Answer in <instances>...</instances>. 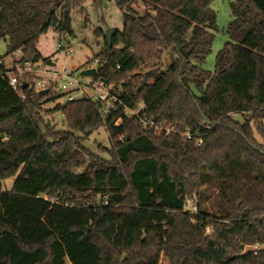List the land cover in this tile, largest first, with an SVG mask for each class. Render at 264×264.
I'll return each mask as SVG.
<instances>
[{"label":"trees","instance_id":"1","mask_svg":"<svg viewBox=\"0 0 264 264\" xmlns=\"http://www.w3.org/2000/svg\"><path fill=\"white\" fill-rule=\"evenodd\" d=\"M88 1L0 0V264H264V142L255 140L264 141V0L231 4L214 72L204 68L214 0H93L123 13L93 83L120 85L118 97L143 106L158 134L83 97L46 110L59 92L51 84L41 96L32 76L10 86L6 60L46 63L40 38L51 29L75 37L71 13ZM164 56L166 69L142 72ZM53 112L66 131L45 120ZM101 128L107 157L84 145Z\"/></svg>","mask_w":264,"mask_h":264},{"label":"rangeland","instance_id":"2","mask_svg":"<svg viewBox=\"0 0 264 264\" xmlns=\"http://www.w3.org/2000/svg\"><path fill=\"white\" fill-rule=\"evenodd\" d=\"M234 1L235 0H214L211 5V8L216 12L218 31L215 33L211 53L208 55L204 64V68L210 72L215 71L216 56L229 40L227 27L233 20L230 6ZM138 11L143 13L145 11V7L140 4ZM71 18L75 37L67 35L61 37L54 29H51L46 35L40 38L38 50L44 60L47 61V64L50 62L53 64L52 67L56 69H66L72 72L74 76L80 79L84 84L91 83L94 81V78L82 77L81 72L88 69L89 62H92L97 58L101 59L100 54L103 52L105 47L104 37L110 30L123 31V13L116 6L115 2L105 1L102 3L100 8L96 9L93 4V0H90L83 4L80 8L74 9L71 13ZM97 30H102L104 32V36H96L95 33ZM59 44H61L63 48H59ZM68 48H71L72 50L71 55L66 53ZM6 51V44L2 43L0 45V57L5 56ZM171 63V59L164 56L161 59L144 66L142 68V72H150L151 70L157 68L164 70L170 66ZM6 66L8 69L11 68L12 62L10 59L6 60ZM49 67H51V65H49ZM121 89L122 88L119 85V89L114 90L112 88L111 93L118 97ZM83 90L89 99L96 96V92L90 88L83 87ZM50 98L56 99L54 102L46 104V110H52L58 104H64L67 101L66 96L61 93H58L57 95L51 94ZM44 118L46 121H49L52 126H56L59 131H66V126L63 124V117L61 113L53 112L52 114L44 115ZM235 119L239 123L244 122L242 116L240 115L235 116ZM255 140L259 144L263 145L264 141L262 137L256 132ZM84 145L92 152L99 154L102 157H107L106 154L99 151V148H110L108 133L104 128H101L94 132L89 139L84 142ZM86 168L87 165L76 170V173H82ZM14 181L15 178H12L4 182L3 190L10 191L13 187ZM207 195L211 197V200L206 204V206L210 211H212L214 210L212 207L216 208V190L209 188V190H207ZM192 206L193 203L189 202V208L187 210L191 211ZM212 234L213 229L211 227L207 228L205 235L212 236ZM246 250L249 249L246 248Z\"/></svg>","mask_w":264,"mask_h":264},{"label":"built area","instance_id":"3","mask_svg":"<svg viewBox=\"0 0 264 264\" xmlns=\"http://www.w3.org/2000/svg\"><path fill=\"white\" fill-rule=\"evenodd\" d=\"M59 48H63L61 44L58 45ZM66 53L68 55L72 54L71 48H68ZM16 57L20 58V52L15 54ZM101 60L99 58L95 59L89 64L88 69L97 70L100 67ZM8 69V68H7ZM7 72L6 76L9 79L10 86L13 90L17 91L20 86V79L25 76H32L38 78L36 82L31 86L37 92H41L43 90H48L51 84L56 85V90L66 96L67 101L71 102L78 98H85L88 100H93L94 102L102 103V116H107L111 112H117L119 107L125 109V115L128 117L137 118L143 125L144 131L153 130L156 134L165 131V129L161 126H158L153 121L147 120L146 116L143 114L144 107L139 105L136 109L127 108L126 105L122 102V100L113 95L111 93L112 88L108 85L98 86L93 82L84 84L80 79L76 78L74 74L66 69H56L54 67H49L47 63H40L36 65L32 64H21V63H12V66ZM27 87H30L27 85ZM83 87L90 88L94 92H96V96L89 99L87 94L84 92ZM167 132L170 130L167 129ZM190 138L189 134L185 135ZM202 144V140H200L199 145ZM48 200L47 197L44 198ZM192 210H197V199L194 198Z\"/></svg>","mask_w":264,"mask_h":264},{"label":"water","instance_id":"4","mask_svg":"<svg viewBox=\"0 0 264 264\" xmlns=\"http://www.w3.org/2000/svg\"><path fill=\"white\" fill-rule=\"evenodd\" d=\"M115 33V30H110L106 35H105V38H106V41H107V44H108V47L111 48V41H112V36L114 35ZM48 65H51L53 66L52 63L48 62ZM97 70L95 69H86L84 71L81 72V76L82 77H88V78H95L97 76ZM49 93L48 90H43L40 92V95L41 96H46L47 94Z\"/></svg>","mask_w":264,"mask_h":264}]
</instances>
